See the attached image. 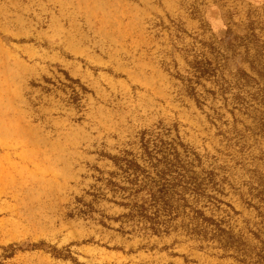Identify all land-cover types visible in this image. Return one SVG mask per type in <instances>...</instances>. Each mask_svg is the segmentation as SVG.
<instances>
[{
  "label": "rangeland",
  "instance_id": "rangeland-1",
  "mask_svg": "<svg viewBox=\"0 0 264 264\" xmlns=\"http://www.w3.org/2000/svg\"><path fill=\"white\" fill-rule=\"evenodd\" d=\"M145 1L0 0V264H264V0Z\"/></svg>",
  "mask_w": 264,
  "mask_h": 264
},
{
  "label": "crops",
  "instance_id": "crops-1",
  "mask_svg": "<svg viewBox=\"0 0 264 264\" xmlns=\"http://www.w3.org/2000/svg\"><path fill=\"white\" fill-rule=\"evenodd\" d=\"M145 2L147 5L149 1ZM150 3L153 16L177 21L182 34L197 35L219 52V37L229 26V20L225 19L239 16L242 6L248 8L254 0H150Z\"/></svg>",
  "mask_w": 264,
  "mask_h": 264
},
{
  "label": "trees",
  "instance_id": "trees-1",
  "mask_svg": "<svg viewBox=\"0 0 264 264\" xmlns=\"http://www.w3.org/2000/svg\"><path fill=\"white\" fill-rule=\"evenodd\" d=\"M241 73L243 75H246L243 71H241ZM144 134L145 132L141 133L140 139H139V143H140V148H141V155L142 157H151V153L152 151H150L149 146H148V141H146L144 139ZM182 146V145H181ZM172 154H173V160L168 162L167 165H169V171L172 168H176L179 167V153L177 152V149L172 147ZM132 154L128 151H122L120 156H114L111 158L113 164L115 166H117L119 169H123L124 172H128V171H132V172H143V170L141 169V167L136 164L133 160L128 159L129 156H131ZM154 233H158V231L156 229L153 230ZM11 246H9L10 248Z\"/></svg>",
  "mask_w": 264,
  "mask_h": 264
}]
</instances>
